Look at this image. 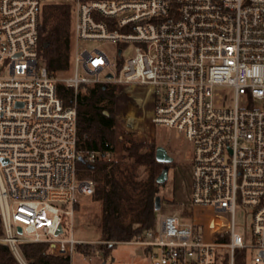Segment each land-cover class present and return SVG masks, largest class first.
<instances>
[{
	"label": "built area",
	"instance_id": "2783aa9c",
	"mask_svg": "<svg viewBox=\"0 0 264 264\" xmlns=\"http://www.w3.org/2000/svg\"><path fill=\"white\" fill-rule=\"evenodd\" d=\"M47 1L75 11V74L60 80L75 91L80 83L150 86L153 126L188 144L187 214L160 215L130 240L108 242L144 246L151 264H236L237 254L264 264V0H0V242L20 264H29L20 242L71 255L84 242L74 236L73 204L96 184L78 177L77 163L121 159L122 146L79 144L88 139L82 110L76 100L63 105L59 79L39 55ZM89 40L115 43L116 60L99 48L80 54ZM79 63L95 76L80 77ZM238 209L249 241L235 230Z\"/></svg>",
	"mask_w": 264,
	"mask_h": 264
},
{
	"label": "trees",
	"instance_id": "16d2710c",
	"mask_svg": "<svg viewBox=\"0 0 264 264\" xmlns=\"http://www.w3.org/2000/svg\"><path fill=\"white\" fill-rule=\"evenodd\" d=\"M70 28L71 7L69 4L62 2L42 4L38 24V50L50 75L55 76L57 71H65L69 66ZM119 87L131 91L115 106L117 114L122 115L133 104H135V111H141L146 104L145 99L149 97L150 108L146 109V120L153 125L150 120L153 108L152 88L138 85H131V87L120 85ZM56 92L64 106H71L76 100L78 103L88 101L112 107L118 101L115 85L110 83H80L75 91L72 85L57 82ZM93 111L95 110H89V112ZM119 130H121L120 127ZM147 135L152 134L146 132V135L137 137ZM118 137L120 141V133ZM164 141L169 142L168 145L176 146L169 136ZM79 144L81 147L102 152L112 153L115 148V142L111 139L88 138ZM156 146V142L131 140L128 145L124 146L119 160L100 157L92 164L80 161L79 166L84 169L81 177L90 178L96 182L90 194L92 199L100 204V212L96 221L98 236L95 239L106 242L78 243L75 249L85 254L100 252L106 256L114 244L108 241L130 240L143 229L154 225L156 221L155 199L163 184L157 181V177L168 165L156 159ZM140 168L144 170V176L139 175ZM2 234L3 226L0 216V236ZM18 247L21 255L29 264L71 263L70 255L50 252L47 242H20ZM237 255V262L242 263V255ZM0 264H20L9 246L2 242H0ZM222 264H226V260Z\"/></svg>",
	"mask_w": 264,
	"mask_h": 264
},
{
	"label": "rangeland",
	"instance_id": "374dc122",
	"mask_svg": "<svg viewBox=\"0 0 264 264\" xmlns=\"http://www.w3.org/2000/svg\"><path fill=\"white\" fill-rule=\"evenodd\" d=\"M54 2V1H47ZM69 4V3H67ZM70 5V4H69ZM71 7V41H70V58L69 66L65 71H57L55 77L61 81L60 78L74 76L75 74V62H74V26H75V11L74 7ZM132 46V44H130ZM79 52L82 53L83 49L93 50L99 48L103 50L111 60H116V44L112 42L102 40H89L79 42ZM130 51V48L125 50L124 55ZM77 72L80 77H93L94 73L88 72L84 69L82 63L77 65ZM106 69L99 73L100 77L105 76ZM65 83V82H64ZM67 84V83H66ZM91 84V83H89ZM128 87V85H126ZM131 87V85H129ZM116 94L118 101L112 107H107L102 104H98L100 107L98 110L89 112V109L84 107V103L88 101H81L78 103L82 113H80V127L83 132H86V138H102L111 139L115 142V147L123 148L129 144V141H141V142H156L157 145H163L168 154L173 157L172 166H170L166 173V178L160 187L158 195L160 197L159 208L156 209V220L160 215L183 213L187 214L188 206L191 205V191H192V164L188 160L186 149L188 144L177 133L176 130L167 128L164 126H153L146 120L147 111L150 108L149 97L145 99L144 108L141 111H135V104L129 106L127 109L133 107L135 112V130L125 127V112L122 115L117 114L115 106L117 103L128 95L131 90L121 89L116 86ZM104 111H107L105 114ZM96 122V123H94ZM119 127L121 130H119ZM119 130V131H118ZM151 133L150 136H143L138 138L139 135H146ZM119 133L121 139L119 141ZM169 136L174 141L176 146L168 145L169 142H165L164 139ZM165 144V145H164ZM122 155V153H121ZM77 163V174L81 177L82 169ZM145 172L142 168L139 169V175L144 176ZM84 178V177H83ZM100 212V204L98 201L92 199L90 195H79L78 199L73 204V232L74 236L84 240L82 243H100L102 241L97 240L98 232L96 230V221ZM70 217H66L63 220L65 227H69L71 224ZM235 230L244 237L247 241L250 239V230L248 226V219L242 213L240 209L235 214ZM256 249L250 251V255H254ZM71 264H151L149 256L145 252V248L142 245L135 243H114L108 255L104 256L100 252H92L85 254L80 250L74 249L70 255ZM236 264H249V259L244 263Z\"/></svg>",
	"mask_w": 264,
	"mask_h": 264
},
{
	"label": "water",
	"instance_id": "95a60500",
	"mask_svg": "<svg viewBox=\"0 0 264 264\" xmlns=\"http://www.w3.org/2000/svg\"><path fill=\"white\" fill-rule=\"evenodd\" d=\"M107 76L110 77L111 74L108 73ZM84 107L86 109H89V110H98L100 106L98 104L93 103V102H85ZM104 113L106 114L107 111H104ZM124 124H125L126 128H129L131 130L135 128V112H134L133 107L126 110ZM155 157L157 160L162 161V162H166V163L171 162L173 159V157L168 154L166 148L163 145H157L156 146ZM166 173H167V168H164L162 170V172L158 175L157 181L159 183L164 181V179L166 178ZM159 204H160V197H159V195H157V197L155 199V208L156 209L159 208ZM60 229H61V226L59 225L57 228V232H59ZM17 230H18V232H20L21 228L18 227Z\"/></svg>",
	"mask_w": 264,
	"mask_h": 264
},
{
	"label": "flooded vegetation",
	"instance_id": "af4514ba",
	"mask_svg": "<svg viewBox=\"0 0 264 264\" xmlns=\"http://www.w3.org/2000/svg\"><path fill=\"white\" fill-rule=\"evenodd\" d=\"M172 160H173V159H172ZM171 163H172V161L168 163V165H167V167H166V168H167V170H168V168H169L170 166H172V164H171Z\"/></svg>",
	"mask_w": 264,
	"mask_h": 264
},
{
	"label": "bare ground",
	"instance_id": "6f19581e",
	"mask_svg": "<svg viewBox=\"0 0 264 264\" xmlns=\"http://www.w3.org/2000/svg\"><path fill=\"white\" fill-rule=\"evenodd\" d=\"M148 87H150V86H148ZM153 109V108H152ZM150 120H151V118H150ZM152 122V121H151Z\"/></svg>",
	"mask_w": 264,
	"mask_h": 264
},
{
	"label": "crops",
	"instance_id": "0c3cea01",
	"mask_svg": "<svg viewBox=\"0 0 264 264\" xmlns=\"http://www.w3.org/2000/svg\"><path fill=\"white\" fill-rule=\"evenodd\" d=\"M151 95H152V91H151Z\"/></svg>",
	"mask_w": 264,
	"mask_h": 264
}]
</instances>
